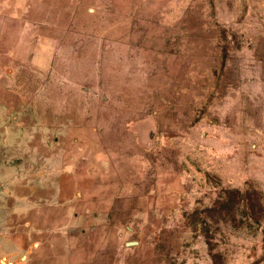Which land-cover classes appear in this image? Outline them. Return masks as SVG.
<instances>
[{
	"label": "rangeland",
	"instance_id": "obj_1",
	"mask_svg": "<svg viewBox=\"0 0 264 264\" xmlns=\"http://www.w3.org/2000/svg\"><path fill=\"white\" fill-rule=\"evenodd\" d=\"M0 264H264V0H0Z\"/></svg>",
	"mask_w": 264,
	"mask_h": 264
},
{
	"label": "water",
	"instance_id": "obj_2",
	"mask_svg": "<svg viewBox=\"0 0 264 264\" xmlns=\"http://www.w3.org/2000/svg\"><path fill=\"white\" fill-rule=\"evenodd\" d=\"M137 242L136 241H126L125 242V245L126 246H130V245H134V244H136Z\"/></svg>",
	"mask_w": 264,
	"mask_h": 264
},
{
	"label": "bare ground",
	"instance_id": "obj_3",
	"mask_svg": "<svg viewBox=\"0 0 264 264\" xmlns=\"http://www.w3.org/2000/svg\"><path fill=\"white\" fill-rule=\"evenodd\" d=\"M1 262H2V263H5V259H3Z\"/></svg>",
	"mask_w": 264,
	"mask_h": 264
}]
</instances>
